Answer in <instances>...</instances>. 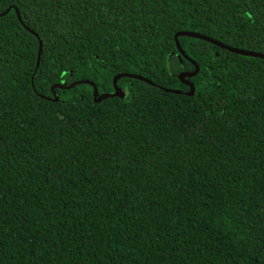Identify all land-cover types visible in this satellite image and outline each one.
<instances>
[{
  "label": "trees",
  "instance_id": "obj_1",
  "mask_svg": "<svg viewBox=\"0 0 264 264\" xmlns=\"http://www.w3.org/2000/svg\"><path fill=\"white\" fill-rule=\"evenodd\" d=\"M0 264H264V0H0ZM36 36L28 32L18 21ZM41 53L36 59L38 43ZM122 97L114 93L117 75ZM159 87L178 90L180 94Z\"/></svg>",
  "mask_w": 264,
  "mask_h": 264
},
{
  "label": "water",
  "instance_id": "obj_2",
  "mask_svg": "<svg viewBox=\"0 0 264 264\" xmlns=\"http://www.w3.org/2000/svg\"><path fill=\"white\" fill-rule=\"evenodd\" d=\"M8 12V10H6L5 12L1 13L0 16H3L5 15L6 13ZM15 14H16V17L18 19V21L22 24V21H21V18L19 16V13L17 10H15ZM23 25V24H22ZM23 27L28 31L30 32L31 34H33L34 36H36L31 30H29L27 27H25L23 25ZM179 36H185V37H191V38H195V39H199V40H202V41H205V42H208L220 49H223V50H226L228 52H231V53H234V54H237V55H242V56H248V57H253V58H259V59H263L264 60V54H261V53H256V52H252V51H246V50H242V49H236V48H232V47H229L223 43H220L214 39H211L210 37H207L205 35H202V34H199V33H194V32H189V31H180V32H177L175 35H174V41H175V46H176V49L178 51V53L184 58L186 59L187 61H189L193 66H194V72L191 73V74H187V73H182L178 76V80L186 85L189 86L190 88V92L187 93L188 95H191L193 93V86L190 85L189 83H187L184 78L186 77H191L193 75H195L197 72H198V66L196 65V63L194 61H192L191 59H189L187 57V55H185V53L182 51L178 41H177V38ZM40 53H41V44L40 42L38 43V52H37V59H36V67L38 65V62H39V58H40ZM120 77H125V78H132V79H136V80H139V81H142L150 86H156L155 84H153L151 81L141 77V76H138V75H135V74H130V73H123V74H120V75H117L114 80H113V83H114V93L113 94H103L99 97H97V93H96V87L91 83V82H87V81H77V82H74L68 86H59V85H56L55 87H58L60 89H69L71 88L72 86L76 85V84H88L90 86H92L93 88V97H94V102L95 103H98L100 100L104 99V98H107V97H122L123 96V92L119 91L117 89V87L115 86V81L116 79L120 78ZM162 91L164 92H168V93H174V94H180L181 92L178 91V90H174V89H167V88H162V87H159Z\"/></svg>",
  "mask_w": 264,
  "mask_h": 264
}]
</instances>
